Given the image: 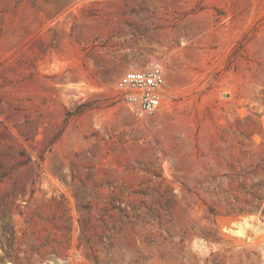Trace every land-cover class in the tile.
Here are the masks:
<instances>
[{
	"label": "rangeland",
	"instance_id": "1",
	"mask_svg": "<svg viewBox=\"0 0 264 264\" xmlns=\"http://www.w3.org/2000/svg\"><path fill=\"white\" fill-rule=\"evenodd\" d=\"M0 264H264V0H0Z\"/></svg>",
	"mask_w": 264,
	"mask_h": 264
},
{
	"label": "built area",
	"instance_id": "2",
	"mask_svg": "<svg viewBox=\"0 0 264 264\" xmlns=\"http://www.w3.org/2000/svg\"><path fill=\"white\" fill-rule=\"evenodd\" d=\"M167 73L164 65L153 62L141 70H131L116 84L119 100L133 112L154 114L165 103Z\"/></svg>",
	"mask_w": 264,
	"mask_h": 264
}]
</instances>
